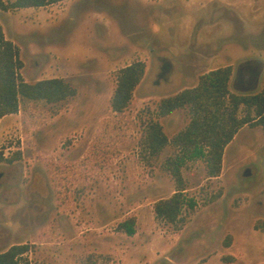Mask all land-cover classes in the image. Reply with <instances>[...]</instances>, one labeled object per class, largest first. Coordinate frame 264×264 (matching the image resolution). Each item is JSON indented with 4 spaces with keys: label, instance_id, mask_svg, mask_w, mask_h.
I'll return each mask as SVG.
<instances>
[{
    "label": "rangeland",
    "instance_id": "374dc122",
    "mask_svg": "<svg viewBox=\"0 0 264 264\" xmlns=\"http://www.w3.org/2000/svg\"><path fill=\"white\" fill-rule=\"evenodd\" d=\"M0 25L25 82L75 89L0 120V252L27 244L30 264H264L261 126L238 130L217 176L201 159L182 167L196 205L175 223L154 206L176 190L166 165L179 149L152 154L147 140L151 123L170 140L189 124L188 107L159 116V103L210 70L231 67V92L264 89V0H61L0 8ZM135 61L144 73L115 110L120 71ZM78 163L80 180L57 185Z\"/></svg>",
    "mask_w": 264,
    "mask_h": 264
},
{
    "label": "trees",
    "instance_id": "16d2710c",
    "mask_svg": "<svg viewBox=\"0 0 264 264\" xmlns=\"http://www.w3.org/2000/svg\"><path fill=\"white\" fill-rule=\"evenodd\" d=\"M58 1L61 0H0V8L16 11L21 8L44 7ZM22 67L18 46L6 38L0 25V120L3 116L18 111L28 114L33 104L44 106L75 93L72 85L61 78L27 83L20 74ZM143 73L144 64L140 61L121 69L112 101L115 110H121L127 104ZM230 75V66L215 68L203 74L194 87L161 99L159 116L183 107L189 108L191 116L189 124L171 140L158 122L149 125L147 140L152 154L160 152L170 142L179 149L174 157L168 159L166 165L176 179L177 187L169 198L155 203L157 218L172 223L183 222L182 208L187 206L192 209L196 205L195 199L187 197L183 191L185 188L181 169L188 161L204 160L208 176H217L221 170L225 147L242 126H261L264 133V89L251 94L231 92L228 88ZM97 150L102 154L104 148ZM82 170L78 163L63 180H58L59 175L54 179L62 187L67 182H72L74 177L80 180L78 176ZM119 226L130 235L135 232L134 219H126ZM27 250V244L11 245L0 252V264H30L23 257Z\"/></svg>",
    "mask_w": 264,
    "mask_h": 264
},
{
    "label": "flooded vegetation",
    "instance_id": "af4514ba",
    "mask_svg": "<svg viewBox=\"0 0 264 264\" xmlns=\"http://www.w3.org/2000/svg\"><path fill=\"white\" fill-rule=\"evenodd\" d=\"M250 70H251V72H252L253 69L250 68L249 71H250ZM245 171H246V169H243V170H242V173L245 172Z\"/></svg>",
    "mask_w": 264,
    "mask_h": 264
}]
</instances>
